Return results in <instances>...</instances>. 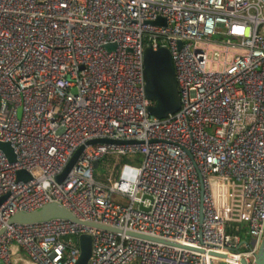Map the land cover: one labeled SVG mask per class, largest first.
I'll return each instance as SVG.
<instances>
[{
    "label": "built area",
    "instance_id": "obj_1",
    "mask_svg": "<svg viewBox=\"0 0 264 264\" xmlns=\"http://www.w3.org/2000/svg\"><path fill=\"white\" fill-rule=\"evenodd\" d=\"M147 47L173 62L180 108L164 119L148 113ZM0 142L15 154L0 150V264H76L84 234L87 264H252L264 242V0H0ZM112 155L142 159L115 183L96 179ZM49 204L74 219L11 223Z\"/></svg>",
    "mask_w": 264,
    "mask_h": 264
},
{
    "label": "water",
    "instance_id": "obj_2",
    "mask_svg": "<svg viewBox=\"0 0 264 264\" xmlns=\"http://www.w3.org/2000/svg\"><path fill=\"white\" fill-rule=\"evenodd\" d=\"M162 20L153 22L157 24ZM110 47V46H108ZM143 65H144V91L145 97L151 101V105L148 107V113L154 116L157 119H164L168 115L177 112L180 108V98L178 93V86L175 77V71L173 67V62L170 56L168 49L159 48L153 50L150 47L145 48L143 54ZM97 142H106V143H121L118 141L112 140H93L90 144ZM0 150L8 157L10 162L15 161V154L9 143L0 142ZM83 148H79L68 164L65 166L64 170L60 175L57 176L56 181L61 183L69 171L72 169L76 163L78 157L80 156ZM99 164L94 163V168H98ZM18 180L28 181L30 179L29 174L25 170H20L17 172ZM145 197V196H144ZM2 198V200H4ZM139 209L147 211L141 205ZM53 218H67L74 219L73 216L62 206L58 204H49L44 206L42 209L37 210L33 213H19L11 219L12 222L20 223H37L48 221ZM97 226V225H96ZM99 228L118 232L113 228L97 226ZM141 238L144 236L135 235ZM79 248L80 256L76 264H87L92 253V240L91 237L87 234L81 235L79 237ZM157 241L156 239H152ZM241 264H246L244 261ZM252 264H264V242L259 249L256 258Z\"/></svg>",
    "mask_w": 264,
    "mask_h": 264
},
{
    "label": "rangeland",
    "instance_id": "obj_3",
    "mask_svg": "<svg viewBox=\"0 0 264 264\" xmlns=\"http://www.w3.org/2000/svg\"><path fill=\"white\" fill-rule=\"evenodd\" d=\"M22 115V110L18 109V117ZM141 157L139 155H125V156H106L99 163L98 168L94 170L95 178L98 180H108L111 183H115L118 179L119 170L123 165H130L133 167H139L141 162ZM112 202L119 205H127L126 200L120 199L117 195L112 196ZM234 229L238 225L233 224ZM229 233L239 234L242 238L244 237L243 233H240L237 230L231 231L228 229ZM249 240V236L246 237Z\"/></svg>",
    "mask_w": 264,
    "mask_h": 264
}]
</instances>
